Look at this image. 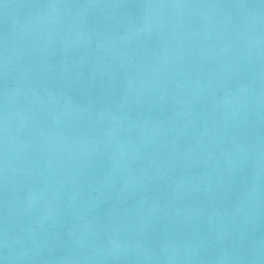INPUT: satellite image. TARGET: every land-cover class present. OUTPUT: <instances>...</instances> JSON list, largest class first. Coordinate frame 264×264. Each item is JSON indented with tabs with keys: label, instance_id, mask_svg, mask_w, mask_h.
Here are the masks:
<instances>
[{
	"label": "water",
	"instance_id": "95a60500",
	"mask_svg": "<svg viewBox=\"0 0 264 264\" xmlns=\"http://www.w3.org/2000/svg\"><path fill=\"white\" fill-rule=\"evenodd\" d=\"M0 264H264V0H0Z\"/></svg>",
	"mask_w": 264,
	"mask_h": 264
}]
</instances>
